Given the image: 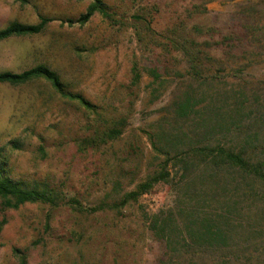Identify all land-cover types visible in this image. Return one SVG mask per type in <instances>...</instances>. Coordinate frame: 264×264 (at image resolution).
<instances>
[{
	"label": "rangeland",
	"instance_id": "rangeland-1",
	"mask_svg": "<svg viewBox=\"0 0 264 264\" xmlns=\"http://www.w3.org/2000/svg\"><path fill=\"white\" fill-rule=\"evenodd\" d=\"M102 1L114 21L96 14L81 26L67 21L78 20L93 0H0V29L13 22L52 20L39 35L0 42V72L45 65L69 91L106 107L103 124H98L95 115L62 99L45 80L20 87L0 84V161L15 179L49 185L63 191L66 200L56 208L29 204L10 210L0 204V264H22V258L23 264H158L164 246L149 230L147 218L174 205L176 193L169 185H156L121 212L92 210L118 201L157 169L163 158L146 133L156 131L173 98H180L191 83L199 84L186 75L181 50L169 40L182 36L178 40L213 44L194 31L200 27L248 41L241 27L248 21L245 13L254 8L264 12V0ZM138 15L144 18L139 23L134 19ZM143 24L147 30L139 42L135 29ZM210 48L200 47L215 59L211 68L223 71L212 91L232 96L228 102L218 98L217 104H232L231 92L241 85L248 95H264L261 50L243 48L232 62H225L223 51ZM241 56L249 58L244 62ZM135 62L143 72L158 67L168 76L163 87L155 85L156 97L149 77L139 87L131 85ZM125 114L129 125L119 140L80 150L79 144L96 136L107 118Z\"/></svg>",
	"mask_w": 264,
	"mask_h": 264
},
{
	"label": "trees",
	"instance_id": "trees-1",
	"mask_svg": "<svg viewBox=\"0 0 264 264\" xmlns=\"http://www.w3.org/2000/svg\"><path fill=\"white\" fill-rule=\"evenodd\" d=\"M254 9L245 13L248 21L241 26L248 41L240 38L238 41L234 34H217L213 28L200 27L194 31L209 37L214 45L210 41L202 45L190 39L178 40L182 36L169 40L170 45L181 50L186 75L194 80L191 82L199 84L191 83L180 98H173L156 131L146 133L154 152L163 158L157 169L118 201L103 203L92 210L121 212L156 185H169L176 193L174 205L147 218L149 230L164 246L158 264H264V95H248V89L241 85L239 91L231 92L234 93L232 104H217L220 103L218 98L228 102L232 96L213 93L212 85L223 71L212 69L209 63L215 59L209 51L206 52L208 56L200 49L201 46L209 50L216 47L223 51L225 62H232L235 53L243 48L252 53L258 50L264 53V12ZM96 14L114 21L111 8L102 0H93L78 20L67 23L85 26ZM134 17L138 23L144 19L142 15ZM51 21L42 17L33 25L10 23L0 29V42L39 35ZM143 30H147L145 24L135 29L139 42L143 41ZM216 37L219 39L215 41ZM168 47L164 48L167 52ZM241 57L244 62L249 58ZM217 63L222 62L218 60ZM144 76L151 78L149 89H152V97H156L155 85L163 87L168 76H164L158 67L143 72L135 62L131 85L139 87ZM38 80L49 82L62 99L95 115L98 124L103 122L106 107L97 106L82 94L69 91L60 76L45 65L21 73L0 72V84L12 87ZM197 90L202 93L198 94ZM104 124L106 126L101 125L103 128L96 136L79 144L81 151L98 149L119 140L129 125V115L114 116L112 120L107 118ZM12 145L16 149L21 147L19 142H12ZM40 151L44 152V149L41 147ZM65 202L63 191L46 184L15 179L6 164L0 161V204L5 209L17 210L29 204L56 208ZM72 202L79 205L76 200Z\"/></svg>",
	"mask_w": 264,
	"mask_h": 264
}]
</instances>
